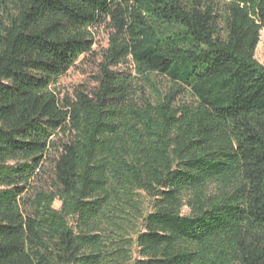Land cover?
I'll return each mask as SVG.
<instances>
[{"label": "trees", "instance_id": "trees-1", "mask_svg": "<svg viewBox=\"0 0 264 264\" xmlns=\"http://www.w3.org/2000/svg\"><path fill=\"white\" fill-rule=\"evenodd\" d=\"M263 29L264 0H0V264H264Z\"/></svg>", "mask_w": 264, "mask_h": 264}, {"label": "rangeland", "instance_id": "rangeland-1", "mask_svg": "<svg viewBox=\"0 0 264 264\" xmlns=\"http://www.w3.org/2000/svg\"><path fill=\"white\" fill-rule=\"evenodd\" d=\"M94 36V45L92 52L79 59L74 67L64 76L59 78L52 86V90L57 94L59 99L72 97L77 90L90 91L96 86V79L100 74V66L104 61V54L108 49L110 36L109 28L104 26H96L92 29ZM255 59L264 67V29L260 32V41L255 52ZM118 69L122 72H131L130 66H120ZM132 73V72H131ZM47 185L50 184L48 179H45ZM143 207L149 206L146 198H143ZM60 203H55V208H59ZM187 213V210H184Z\"/></svg>", "mask_w": 264, "mask_h": 264}]
</instances>
